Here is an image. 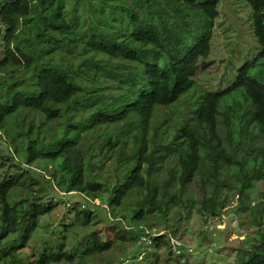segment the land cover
Returning <instances> with one entry per match:
<instances>
[{
    "label": "trees",
    "instance_id": "16d2710c",
    "mask_svg": "<svg viewBox=\"0 0 264 264\" xmlns=\"http://www.w3.org/2000/svg\"><path fill=\"white\" fill-rule=\"evenodd\" d=\"M220 1L101 0L86 24L66 0H0V261L95 264L125 222H169L192 201L205 222L249 208L233 264H264V200L250 197L264 179V0H234L255 51L229 59L224 87L200 90ZM195 179L201 196L185 198ZM60 192L80 196L72 219L25 254ZM96 198L115 219L110 236L92 228ZM75 225L90 232L68 246ZM132 226L134 241L189 264L193 248L170 244L176 229Z\"/></svg>",
    "mask_w": 264,
    "mask_h": 264
},
{
    "label": "rangeland",
    "instance_id": "374dc122",
    "mask_svg": "<svg viewBox=\"0 0 264 264\" xmlns=\"http://www.w3.org/2000/svg\"><path fill=\"white\" fill-rule=\"evenodd\" d=\"M100 1L66 0V6L76 5L79 15L88 24L92 18L89 11L102 5ZM130 1L138 5L142 0ZM234 2V0L220 1L219 15L215 20L210 54L205 59L210 62V65L204 69L200 67L195 76L196 86L200 90L206 87L212 90L224 87L235 73V68L230 67L229 59L238 63L243 60L241 58L251 56L255 51L256 40L253 38L250 23L247 21L248 7L245 4L237 6ZM91 5L94 7H90ZM187 97L189 96L186 95L180 100L182 105H184ZM180 101L176 106L180 105ZM164 110H168V108H164ZM201 194L199 181L195 179L186 190L185 198L191 197V200H197ZM59 197L61 201H58L52 214H45L40 217L38 230L23 249L25 254L33 256L43 245V242L53 238L51 233L58 225L60 226L72 219L73 214L70 209L71 206L67 205L68 200L79 199L80 196L60 192ZM250 197L252 201H258L261 198L264 200V179L255 183ZM64 200L65 202H62ZM191 202H188L187 206L181 210L179 216L171 217L169 222L157 217L147 223L132 225H141V228L147 229L152 234L163 233L167 229L171 231L176 229L175 234L180 238L175 237V239L183 245L193 248V252L187 255L189 264H233L234 260L239 261L244 254L235 252V247L229 246L238 245V240L244 237L246 232L243 230L245 223L248 221L249 208L246 209L245 213L237 214L234 217L229 214L230 211L225 210L220 219H209L205 222L197 211L196 205H191ZM91 203L94 205L99 218L92 228L99 229L102 235H112L114 224L111 220L115 219L110 217V213H106L107 208L103 207L105 205L100 203L99 198L92 200ZM125 224L127 225L126 229L121 228L118 236H115L114 241L116 244H113L108 251L100 255H94L95 264L106 263L108 259L115 260L114 264H177L179 260L182 262L180 256L174 253L171 254L169 247L155 248L153 245L134 241L129 232L133 226H128L129 224L126 222ZM216 229L223 231L221 237ZM87 232H90V230L86 227L75 225L68 235V246L71 245L73 239L78 237H81V240L84 241ZM223 241L226 245L223 244ZM0 264H6V261L1 260ZM69 264L79 263L73 260Z\"/></svg>",
    "mask_w": 264,
    "mask_h": 264
},
{
    "label": "built area",
    "instance_id": "2783aa9c",
    "mask_svg": "<svg viewBox=\"0 0 264 264\" xmlns=\"http://www.w3.org/2000/svg\"><path fill=\"white\" fill-rule=\"evenodd\" d=\"M156 234H160V233H153V235H156ZM140 238L142 240H147L146 236H141ZM170 244L172 245V248L175 250L176 253H181V248L182 247L186 248L185 252H187V253H189L192 250V248H190L189 246L183 245L182 243L177 241L174 237L171 238Z\"/></svg>",
    "mask_w": 264,
    "mask_h": 264
}]
</instances>
